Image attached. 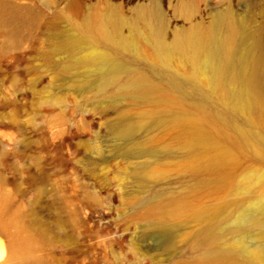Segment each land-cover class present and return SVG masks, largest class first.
Returning <instances> with one entry per match:
<instances>
[{"label":"rangeland","instance_id":"rangeland-1","mask_svg":"<svg viewBox=\"0 0 264 264\" xmlns=\"http://www.w3.org/2000/svg\"><path fill=\"white\" fill-rule=\"evenodd\" d=\"M139 7L158 10L166 43L229 10L264 46V0H192L189 14L178 0H0V251L11 264H264V119L174 89L183 65L134 34ZM91 15L127 48L87 27ZM99 53L121 68H96ZM140 78L143 96L126 89ZM122 124L135 127L128 138ZM193 125L206 141L188 143Z\"/></svg>","mask_w":264,"mask_h":264},{"label":"bare ground","instance_id":"bare-ground-1","mask_svg":"<svg viewBox=\"0 0 264 264\" xmlns=\"http://www.w3.org/2000/svg\"><path fill=\"white\" fill-rule=\"evenodd\" d=\"M191 1L178 0V10L189 14L192 11ZM86 26L118 48L126 49L129 44L116 35L114 28L106 29L95 15L87 19ZM132 28L137 37L144 38L152 46L161 63L169 65L176 59L183 65V71H173L170 75L174 89L197 92L206 102L216 97L213 103L217 107L225 108L223 111L226 114H239L245 121L264 119V46L257 35L246 30L245 24L237 23L232 18L229 10L214 13L207 27L194 25L187 31L175 34L170 43L162 38L160 14L155 7L137 8ZM92 62L99 70L109 73L121 68L100 53L94 55ZM177 76H181L182 81L179 82ZM150 87L148 80L140 78L131 82L126 89L143 96ZM134 130V126L122 124L116 133L121 138H128ZM190 130L189 144L206 141L207 136L200 127L193 125ZM233 249L230 246L228 251L219 252L229 254ZM251 255L257 258L259 254L253 250ZM0 264H11L10 257L2 251Z\"/></svg>","mask_w":264,"mask_h":264}]
</instances>
